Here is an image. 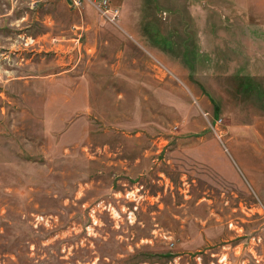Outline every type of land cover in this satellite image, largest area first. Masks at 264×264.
<instances>
[{"label":"rangeland","instance_id":"374dc122","mask_svg":"<svg viewBox=\"0 0 264 264\" xmlns=\"http://www.w3.org/2000/svg\"><path fill=\"white\" fill-rule=\"evenodd\" d=\"M99 1L0 0V264H264V0Z\"/></svg>","mask_w":264,"mask_h":264},{"label":"built area","instance_id":"2783aa9c","mask_svg":"<svg viewBox=\"0 0 264 264\" xmlns=\"http://www.w3.org/2000/svg\"><path fill=\"white\" fill-rule=\"evenodd\" d=\"M82 0H72V4L75 7H78L81 4ZM90 3L95 6L94 4H96L95 2L90 1ZM97 9L102 12L104 15L110 13L112 18L111 21H114L116 16L118 15V10L112 6L109 5L108 0H101L98 2V4L96 5ZM108 7L110 10H108ZM113 9V10H112Z\"/></svg>","mask_w":264,"mask_h":264},{"label":"crops","instance_id":"0c3cea01","mask_svg":"<svg viewBox=\"0 0 264 264\" xmlns=\"http://www.w3.org/2000/svg\"><path fill=\"white\" fill-rule=\"evenodd\" d=\"M66 2V1H65ZM66 4H67V2H66Z\"/></svg>","mask_w":264,"mask_h":264}]
</instances>
